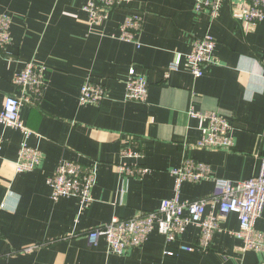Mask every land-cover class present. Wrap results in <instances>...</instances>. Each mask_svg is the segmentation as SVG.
<instances>
[{"label": "crops", "instance_id": "obj_1", "mask_svg": "<svg viewBox=\"0 0 264 264\" xmlns=\"http://www.w3.org/2000/svg\"><path fill=\"white\" fill-rule=\"evenodd\" d=\"M87 0H0L11 18L10 43L0 55V108L8 94L23 92L13 78L32 61L42 68L44 88L20 110L31 133L0 125V264H259L262 253L242 250L236 213L219 217L209 248L196 247L199 228L188 225L175 240L152 230L142 245L112 253L103 238L96 245L87 232L113 217L126 219L152 211L173 195L170 169L190 157L210 166L212 177L238 181L259 171L264 154V19L243 20L246 0H223L211 19L196 12V0H129L111 9L99 24L87 22ZM140 13L137 42L118 38L125 16ZM216 38L211 61L196 78L186 68L193 40ZM178 57L177 70L167 71ZM145 77V102L125 97L129 69ZM167 74V75H166ZM100 83L99 103L79 104L81 85ZM215 112L231 125L230 151L196 147L204 122L190 110ZM133 139L150 169L142 178L122 177L115 168ZM38 149L41 163L16 171L21 143ZM132 141V140H131ZM62 160L97 165L90 203L80 210L75 197L51 198L46 179ZM215 192L212 178L184 181L181 200ZM217 212L207 206L205 212ZM264 233V209L255 221Z\"/></svg>", "mask_w": 264, "mask_h": 264}, {"label": "built area", "instance_id": "obj_2", "mask_svg": "<svg viewBox=\"0 0 264 264\" xmlns=\"http://www.w3.org/2000/svg\"><path fill=\"white\" fill-rule=\"evenodd\" d=\"M129 0H87L83 10L90 25L99 24L108 18L111 9ZM223 0H196V12L206 11L211 19L219 14ZM243 20L255 25L264 19V0H246V10ZM10 16L0 13V55L10 43ZM143 17L140 13L128 14L119 25L118 38L127 42H137L142 30ZM216 44V38L210 32L197 37L191 44V49L185 54L187 70L196 78L200 77L211 61V55ZM262 78L264 80V52L262 57ZM178 57L172 60L167 71L177 70ZM167 75V74H166ZM13 82L23 95L8 94L4 97L0 108V125H6L19 130L26 138L31 130L21 120L20 110L25 102H34L41 96L44 88L42 68L34 62L25 63L24 67L14 75ZM126 99L145 102L148 96V82L131 67L125 80ZM106 95L100 83L86 80L80 88L79 104L99 103ZM191 117L204 122L196 147L221 149L230 151L233 140L230 134V123L215 112L190 110ZM132 140V141H131ZM2 137L0 136V148ZM142 151L136 147L130 138V145L121 151V160L115 165L118 173L124 177L142 178L150 171L135 162L123 158H139ZM42 160L38 149L28 147L23 141L18 150L16 171H27L37 167ZM174 178L173 195L163 199L159 207L152 211H143L130 218L113 217L110 221L90 229L86 238L90 245H96L103 238L108 249L115 254H123L134 247L142 245L148 234L156 230L169 240L177 239L188 225H196L200 234L196 247L200 251L209 248L213 233L219 229V217L228 213H236L239 228L234 234L242 240V250L253 249L262 253L264 264V233L255 229V221L264 209V154L260 156L259 171L256 175L238 181L212 177L210 166L190 157H183L179 166L170 169ZM97 165L95 163L83 166L77 161L62 160L46 179L50 187L51 198L75 197L79 201L80 210L91 201V188L96 181ZM212 178L215 192L212 195L193 200H181L180 187L184 181L200 182ZM217 206V212H205L207 206Z\"/></svg>", "mask_w": 264, "mask_h": 264}]
</instances>
